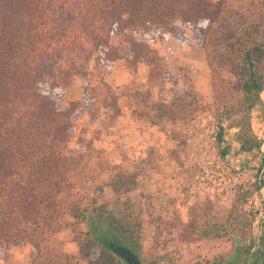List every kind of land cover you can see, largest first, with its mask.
Listing matches in <instances>:
<instances>
[{"label":"rangeland","instance_id":"obj_1","mask_svg":"<svg viewBox=\"0 0 264 264\" xmlns=\"http://www.w3.org/2000/svg\"><path fill=\"white\" fill-rule=\"evenodd\" d=\"M254 22L259 25L257 34L249 26ZM169 39L179 45L180 56L188 54L190 44L199 45L203 62L196 70L179 69L184 82L173 108L149 102L160 112L155 110V119L162 128L154 144L139 148L143 155L136 160L122 148L105 153L94 142L101 135L88 118L107 92L104 85L91 83L97 70L72 79L70 83L81 82L83 98L66 143L77 157L68 174L71 196L61 201L76 202L83 209L82 219H73L67 210L59 212L54 230L43 235L38 248L28 242L0 245V264H38L43 253L75 256V239L84 233L95 240L106 236L104 216L109 213L122 217L132 232L123 236L112 230V234L131 241L152 264H264L260 241H264V169L259 168L264 154V79L251 109L222 120L226 143L219 145H228L226 161L215 139L221 108L237 97L233 65L238 50L253 40L264 48V0H225L208 30L181 26L163 40ZM161 41L151 43L159 61L146 86L149 90L169 86L173 91L177 76L165 68L155 50ZM140 100L146 99L140 95ZM169 121L172 125L166 128ZM243 139L258 142L259 154L249 166L240 167L239 160L251 157L239 150ZM212 224L219 225L220 236H203L201 227L211 232ZM100 251L77 259V264H102L111 254Z\"/></svg>","mask_w":264,"mask_h":264},{"label":"trees","instance_id":"obj_2","mask_svg":"<svg viewBox=\"0 0 264 264\" xmlns=\"http://www.w3.org/2000/svg\"><path fill=\"white\" fill-rule=\"evenodd\" d=\"M223 7L225 0H0L1 246L28 242L38 248L64 210L82 219L76 202L61 201L71 196L68 174L77 157L66 143L81 104L63 102L62 92L73 78L90 71L91 55L97 54L105 68L119 59L130 70L146 65L151 76L159 61L151 43L174 35L181 26L206 31ZM249 26L258 33L257 23ZM233 66L237 97L221 108L215 133L225 161L228 145H219L225 142L222 120L251 109L258 100L264 79L261 43L253 40L240 48ZM239 147L251 154L239 160L240 167L249 166L259 154L258 142L243 139ZM259 168L264 169V154ZM104 218L110 232L131 236L122 217L109 213ZM218 229L212 224L211 232L203 226L200 233L218 237ZM75 242V256L43 253L38 264H77L99 250L98 241L87 233Z\"/></svg>","mask_w":264,"mask_h":264},{"label":"crops","instance_id":"obj_3","mask_svg":"<svg viewBox=\"0 0 264 264\" xmlns=\"http://www.w3.org/2000/svg\"><path fill=\"white\" fill-rule=\"evenodd\" d=\"M177 43L172 40H162L155 45V50L165 64V68L177 76L173 91L169 86L149 90L146 86L148 67L138 64L134 70H130L123 60H116L108 67H103L97 54H92L88 66L95 71V78L91 81L94 85H104L107 92L103 97L100 108L88 122L92 128L100 132L97 142L99 147L106 153H114L122 148L129 158L137 159L139 148L143 151L147 146L157 140L156 133L162 126L161 121L155 119V110L149 102L157 100L168 106L177 98L184 78L178 75L179 69L186 71L196 70L202 65L203 53L197 44H190L188 54L180 56ZM185 50V48H183ZM192 53V56H191ZM110 87V88H109ZM167 88V89H166ZM148 89V90H147ZM140 95L146 100H140ZM83 98L81 82L75 79L62 92L64 102H71ZM165 127L172 125L169 121ZM132 148V149H131ZM119 151V150H118ZM121 153L120 151L118 152ZM143 153H141V156ZM260 160V159H259Z\"/></svg>","mask_w":264,"mask_h":264},{"label":"flooded vegetation","instance_id":"obj_4","mask_svg":"<svg viewBox=\"0 0 264 264\" xmlns=\"http://www.w3.org/2000/svg\"><path fill=\"white\" fill-rule=\"evenodd\" d=\"M106 236L102 239H96L98 241L100 253H110L109 259L104 260L102 264H152V262L148 259V257L139 253V250L132 245L131 241H125L122 236L114 235L109 231L108 227H106ZM122 246L129 250V252L133 255L134 262H128L123 256H119L111 251L110 246Z\"/></svg>","mask_w":264,"mask_h":264},{"label":"water","instance_id":"obj_5","mask_svg":"<svg viewBox=\"0 0 264 264\" xmlns=\"http://www.w3.org/2000/svg\"><path fill=\"white\" fill-rule=\"evenodd\" d=\"M111 251L119 256H123L128 262H134L133 255L129 252L128 249L122 247V246H110Z\"/></svg>","mask_w":264,"mask_h":264}]
</instances>
